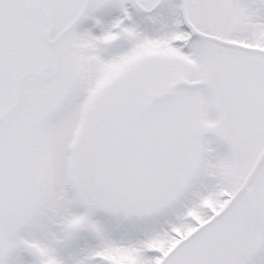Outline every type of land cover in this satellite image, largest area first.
<instances>
[{
    "label": "snow or ice",
    "instance_id": "obj_1",
    "mask_svg": "<svg viewBox=\"0 0 264 264\" xmlns=\"http://www.w3.org/2000/svg\"><path fill=\"white\" fill-rule=\"evenodd\" d=\"M0 264H264V0H0Z\"/></svg>",
    "mask_w": 264,
    "mask_h": 264
}]
</instances>
